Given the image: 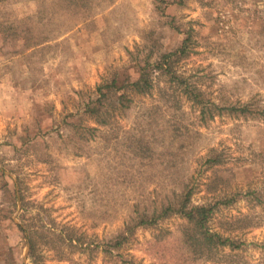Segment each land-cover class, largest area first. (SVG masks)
Instances as JSON below:
<instances>
[{"label": "rangeland", "instance_id": "rangeland-1", "mask_svg": "<svg viewBox=\"0 0 264 264\" xmlns=\"http://www.w3.org/2000/svg\"><path fill=\"white\" fill-rule=\"evenodd\" d=\"M0 264H264V0H0Z\"/></svg>", "mask_w": 264, "mask_h": 264}, {"label": "trees", "instance_id": "trees-1", "mask_svg": "<svg viewBox=\"0 0 264 264\" xmlns=\"http://www.w3.org/2000/svg\"><path fill=\"white\" fill-rule=\"evenodd\" d=\"M184 48V47H183ZM182 51V48L177 50ZM177 51L175 54H177ZM172 53L164 54V60L161 63L156 64L155 66H144L141 71L140 78L136 81H133L129 84L131 88L136 90L140 93H145L150 91L151 87L153 86V72L156 69H162L164 71L172 72L173 66H170V62L167 61L168 58H170ZM166 65V66H164ZM180 77H183L180 75ZM125 94H121L120 97H124ZM194 100L198 99V95L195 94L193 96ZM102 100V99H101ZM199 101V100H197ZM101 104H104L102 101ZM232 111L239 112L242 115H247L249 113H254L255 111L250 108V105L248 103L242 105V106H230ZM205 109V105L203 106V110ZM258 111V110H257ZM214 160L218 161L217 158H213ZM191 194L192 191L188 190L184 194L181 195V197L178 200V203L176 205L168 204L165 206L157 216H154L152 222L157 220L158 217H163L168 215L169 213H180L184 215L185 217L189 219H194L197 221V223L204 228V235L205 238L208 240L209 243L215 246L224 245L227 244L228 240L225 239L219 232L211 231L207 227L208 219L213 212V206L207 205V204H201V205H195L191 204ZM231 201V200H228ZM234 242H230L231 245H233ZM238 244L235 245L237 247Z\"/></svg>", "mask_w": 264, "mask_h": 264}]
</instances>
